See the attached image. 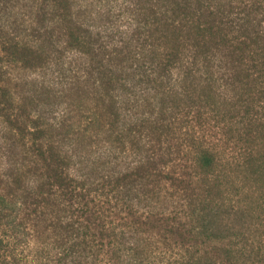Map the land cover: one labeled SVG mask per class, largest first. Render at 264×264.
Returning a JSON list of instances; mask_svg holds the SVG:
<instances>
[{
	"label": "trees",
	"instance_id": "16d2710c",
	"mask_svg": "<svg viewBox=\"0 0 264 264\" xmlns=\"http://www.w3.org/2000/svg\"><path fill=\"white\" fill-rule=\"evenodd\" d=\"M28 239L264 264V0H0V250Z\"/></svg>",
	"mask_w": 264,
	"mask_h": 264
},
{
	"label": "rangeland",
	"instance_id": "374dc122",
	"mask_svg": "<svg viewBox=\"0 0 264 264\" xmlns=\"http://www.w3.org/2000/svg\"><path fill=\"white\" fill-rule=\"evenodd\" d=\"M240 145L236 147L238 149ZM229 147L226 146V152H228L230 149ZM231 148V146H230ZM31 239V238H30ZM26 241L24 244L26 245H15L12 240H10L9 247L5 252L0 250V256H3L6 261L11 262L12 261V256H16L17 259H22L24 260L22 263L23 264H43L45 261H39L36 257H34V252L35 249L38 248L37 242L35 240H30Z\"/></svg>",
	"mask_w": 264,
	"mask_h": 264
}]
</instances>
